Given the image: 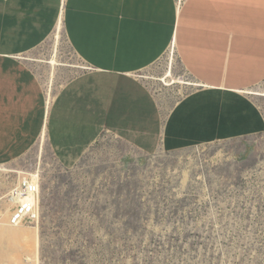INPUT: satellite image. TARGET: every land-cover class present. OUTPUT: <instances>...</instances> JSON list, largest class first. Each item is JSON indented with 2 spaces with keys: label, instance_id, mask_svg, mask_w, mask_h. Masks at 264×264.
<instances>
[{
  "label": "crops",
  "instance_id": "0c3cea01",
  "mask_svg": "<svg viewBox=\"0 0 264 264\" xmlns=\"http://www.w3.org/2000/svg\"><path fill=\"white\" fill-rule=\"evenodd\" d=\"M177 6L178 0H0V165L25 156L46 124L50 148L65 166L76 165L104 132L146 154L264 135L260 96L247 93L264 91L257 89L264 85V0ZM63 14L86 70L59 90L49 111L23 57L56 32ZM173 47L197 85L167 113L136 75Z\"/></svg>",
  "mask_w": 264,
  "mask_h": 264
},
{
  "label": "rangeland",
  "instance_id": "374dc122",
  "mask_svg": "<svg viewBox=\"0 0 264 264\" xmlns=\"http://www.w3.org/2000/svg\"><path fill=\"white\" fill-rule=\"evenodd\" d=\"M23 58L49 111L84 67L64 24ZM136 76L167 113L194 84L175 47ZM47 136L0 166V264H264V135L146 154L104 132L74 166ZM35 172L40 220L13 226L11 186Z\"/></svg>",
  "mask_w": 264,
  "mask_h": 264
},
{
  "label": "built area",
  "instance_id": "2783aa9c",
  "mask_svg": "<svg viewBox=\"0 0 264 264\" xmlns=\"http://www.w3.org/2000/svg\"><path fill=\"white\" fill-rule=\"evenodd\" d=\"M11 188L8 201L14 208L10 216V224L18 226L38 222L41 217L40 183L34 182L29 176H23L22 180Z\"/></svg>",
  "mask_w": 264,
  "mask_h": 264
},
{
  "label": "bare ground",
  "instance_id": "6f19581e",
  "mask_svg": "<svg viewBox=\"0 0 264 264\" xmlns=\"http://www.w3.org/2000/svg\"><path fill=\"white\" fill-rule=\"evenodd\" d=\"M66 1V0H65ZM178 7V6H177ZM64 14L62 15V17H61V19H60V21H59V23H58V27H57V31H56V33H58V31L59 30H61V28H62V26H63V24H64ZM58 37V36H57ZM172 50H173V48H171ZM57 52V51H56ZM172 55V54H171ZM170 58V57H169ZM50 65H52V66H54V67H57V66H63L62 64H60L59 63V61L57 60V58H56V56H53L52 57V59L48 62ZM67 66H69V65H67ZM73 67H76V66H73ZM77 68H80V69H85V67H82V66H77ZM170 68V67H169ZM88 69H90V68H88ZM86 70V69H85ZM168 78H170V80H168L169 82H171L172 84H184L185 82H184V80L182 79V78H175V77H173L172 76V74H171V71L168 73ZM165 78V77H164ZM167 79V78H166ZM164 80V79H163ZM162 81V80H161ZM187 84V83H186ZM171 85V84H170ZM187 85H190V86H196L197 84H191V83H189V84H187ZM246 93V92H245ZM247 93L248 94H250V95H253V96H260V97H264V91L263 92H255L254 90H249V91H247ZM50 102H47V106H49V108H50ZM47 131H48V124H46V127H45V129H44V131H43V134H42V136H41V138L42 139H45V136H46V134H47ZM1 166V165H0ZM1 168V167H0ZM25 175H27V176H29V177H31V179L34 181V182H37L38 183V181H39V175H38V173L37 172H35V173H33V174H29V173H25ZM21 181V180H20ZM19 181V182H20ZM18 182V183H19ZM17 183V184H18ZM16 184V185H17ZM10 194V193H9ZM9 194H8V197H9Z\"/></svg>",
  "mask_w": 264,
  "mask_h": 264
}]
</instances>
